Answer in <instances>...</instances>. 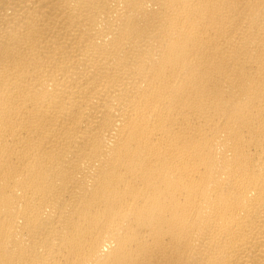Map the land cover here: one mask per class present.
<instances>
[{
    "label": "bare ground",
    "instance_id": "obj_1",
    "mask_svg": "<svg viewBox=\"0 0 264 264\" xmlns=\"http://www.w3.org/2000/svg\"><path fill=\"white\" fill-rule=\"evenodd\" d=\"M0 264H264V0H0Z\"/></svg>",
    "mask_w": 264,
    "mask_h": 264
}]
</instances>
